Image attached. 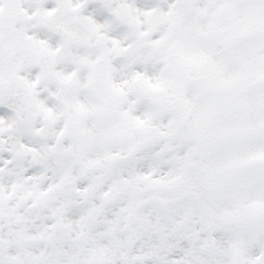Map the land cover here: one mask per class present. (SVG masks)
<instances>
[{
  "label": "snow or ice",
  "instance_id": "1",
  "mask_svg": "<svg viewBox=\"0 0 264 264\" xmlns=\"http://www.w3.org/2000/svg\"><path fill=\"white\" fill-rule=\"evenodd\" d=\"M0 264H264V0H0Z\"/></svg>",
  "mask_w": 264,
  "mask_h": 264
}]
</instances>
